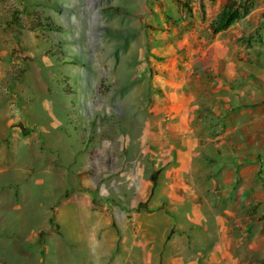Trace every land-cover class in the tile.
Instances as JSON below:
<instances>
[{"label":"rangeland","instance_id":"rangeland-1","mask_svg":"<svg viewBox=\"0 0 264 264\" xmlns=\"http://www.w3.org/2000/svg\"><path fill=\"white\" fill-rule=\"evenodd\" d=\"M263 7L264 0H0V99L13 109L0 138V264H161L178 252L166 251L169 242L213 256L216 241L237 245L226 252L233 260L264 264V81L246 71L255 88L237 82L215 98L207 90L213 77L189 84L198 104L187 114L197 136L190 160L172 111L181 108L170 106L183 92L165 69L175 56L213 51L217 28L231 29V51L249 55V65L264 63V11L255 12ZM219 132L232 134L218 139ZM141 177L155 186L147 210L157 215L101 214L134 205L130 188ZM175 182L196 186L200 201L179 188L183 200L173 202ZM231 184L233 202L213 204V185ZM195 207L205 208L207 223L189 222L185 213ZM98 214L105 228L85 233L99 230ZM213 214L223 222L214 229Z\"/></svg>","mask_w":264,"mask_h":264},{"label":"crops","instance_id":"crops-1","mask_svg":"<svg viewBox=\"0 0 264 264\" xmlns=\"http://www.w3.org/2000/svg\"><path fill=\"white\" fill-rule=\"evenodd\" d=\"M258 11H264V7L260 10L257 9L255 12ZM226 23H228L226 21ZM233 32L231 29H215L213 31V51H204L202 53L199 52H188L186 56H175L171 59V62H168L165 66V69H167V73L171 75V79H168V83L171 85V88L175 91H182L183 96L181 97V100L177 98H172V101L170 103L171 107H180L181 109H173L172 111H175V117H178V122L180 126L184 129V132H181L179 137L182 136L186 139H189V141L186 144L187 152L186 156H189L190 160L192 159V156H195V150L197 148V136L193 130L190 129L188 126L189 123L192 122L193 119H195V116H191L190 118H187V114L189 111L191 112V109L188 110L191 106L198 107V104L195 103V96L193 93L189 92V84L193 82H200L202 79V76H210L213 77L211 80V83H213V86L207 89L209 93L214 97L220 91L226 90L227 93H232L233 88L236 86L237 82L244 83L245 85L249 87H254L249 82L248 76L245 75V72H252L255 74L256 77L259 79H262L264 81V63H261L260 61H257L256 63H253L252 65H249L248 59H250V56H244L242 54L241 56H238L233 51H231L230 45V37ZM225 35L229 38L224 40ZM198 55V56H194ZM186 60V62L183 64L181 61ZM260 59L257 57V60ZM204 63H201V62ZM208 61V63H207ZM203 64V65H202ZM206 65H209V67H206ZM248 67V68H247ZM174 76H181V78L177 79ZM193 76V77H192ZM195 76H198L195 77ZM197 78V79H196ZM210 81V79H207ZM255 88V87H254ZM257 89V88H256ZM3 93L9 90L8 88H2ZM4 97V96H3ZM215 98V97H214ZM232 95L230 94L227 96L224 101L228 102L231 101ZM238 101H240L239 97H236ZM10 101H7L6 99H0V122L3 123V127L1 129L0 127V138L4 139L7 136L8 127L11 126L12 121V115H13V109L12 105L10 104ZM216 105H221L227 107L229 104L222 103L221 101L215 102ZM219 134V135H218ZM232 133L230 132H219L216 135L218 139H227L230 138V135ZM224 144V141L221 142V145ZM170 146L174 147L175 143L170 142ZM0 154H4V149L0 150ZM3 158H0V162L2 163ZM7 160V159H6ZM5 160H3L4 163ZM224 165V164H223ZM226 165H229L228 163ZM232 165V164H231ZM192 166V162L189 163H183L182 164V170L184 171H190ZM225 166V165H224ZM140 177V176H139ZM37 183L41 184L43 183L42 180L36 181ZM132 186V185H131ZM158 186V185H157ZM156 186V189H157ZM123 187V186H122ZM155 186L145 178L141 177L138 179V181L134 180V185L132 186V200L133 202H136L134 205H125L123 209H120L119 207L113 208L111 212H102L101 214H153L157 215L156 212H151L147 210V208L153 207L154 203V196H153V189ZM179 188H183L185 192L188 194L189 201L192 203H198L200 201L197 187L196 186H187L182 187L179 186L176 182L174 185H171L170 187V195L173 202H179L183 200L179 196ZM234 185H226V186H218L213 185V204H216L218 202L227 203V202H233L234 197ZM155 189V192H156ZM120 190V189H119ZM124 190V188H123ZM212 191V190H211ZM239 196L237 197L240 199V201H244V197H248L247 195L244 196L242 190L239 191ZM210 195V194H209ZM76 197H81L79 204L86 205L85 207H88V198H85L83 196L77 195ZM153 197V198H152ZM77 201V198H76ZM84 201V202H83ZM127 204L126 202H124ZM145 204V206L143 205ZM144 208V209H143ZM179 208V207H178ZM178 208L174 209V214L177 216L180 211H178ZM89 209L91 208V204L89 205ZM117 209V210H116ZM133 209V212L131 210ZM144 210V211H143ZM146 210V211H145ZM128 212V213H127ZM62 213L66 214L65 211L62 209ZM204 207H195V209H190V211H187L185 214H187L189 222L193 226H201L203 223H207V218ZM181 214V212H180ZM227 215H232V212L226 211ZM117 219L120 217L119 215H116ZM179 215L177 216V218ZM97 219V226L95 229L99 230H85L84 232L92 235L96 233L99 234V231L104 227L103 222L107 223V220H104L105 217L100 216L99 214L94 217ZM220 219H222L220 214H213V229L215 226L218 228L220 224L223 222H220ZM216 221V222H215ZM105 223V224H106ZM204 223V224H205ZM181 225V223H180ZM182 227V226H181ZM224 227V226H223ZM221 228V230H225L226 228ZM220 229V228H219ZM180 226L179 231L173 232V234H179V232H182ZM214 233V231H213ZM219 234V233H218ZM97 240V237L96 239ZM136 244L137 242L134 241ZM137 245H139L137 243ZM233 247H237V245H233L232 243H226L222 241H216L213 242V256L208 254H203L202 252H199L201 249L194 248L191 244L189 246L185 244H173L172 242H169L165 248L166 251L173 250L177 252L175 255H171L167 257L164 261L161 259V264H249L248 261L244 262L243 260H233L232 255L228 256L229 250H231ZM194 253H191V252ZM190 252V254H189ZM131 261V260H130ZM98 262V261H97ZM152 262V260H150ZM159 264V261L157 260L156 264ZM135 264V263H134ZM137 264V263H136Z\"/></svg>","mask_w":264,"mask_h":264}]
</instances>
